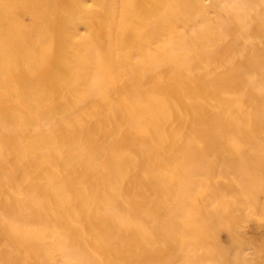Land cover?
<instances>
[{"label": "rangeland", "instance_id": "obj_1", "mask_svg": "<svg viewBox=\"0 0 264 264\" xmlns=\"http://www.w3.org/2000/svg\"><path fill=\"white\" fill-rule=\"evenodd\" d=\"M0 264H264V0H0Z\"/></svg>", "mask_w": 264, "mask_h": 264}, {"label": "bare ground", "instance_id": "obj_2", "mask_svg": "<svg viewBox=\"0 0 264 264\" xmlns=\"http://www.w3.org/2000/svg\"><path fill=\"white\" fill-rule=\"evenodd\" d=\"M95 72V71H94Z\"/></svg>", "mask_w": 264, "mask_h": 264}]
</instances>
